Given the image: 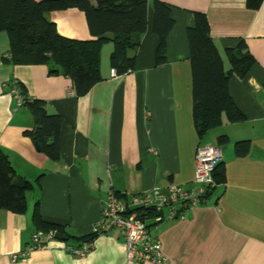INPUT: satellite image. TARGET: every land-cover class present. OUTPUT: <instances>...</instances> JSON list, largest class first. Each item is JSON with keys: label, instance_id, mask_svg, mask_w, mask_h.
Returning <instances> with one entry per match:
<instances>
[{"label": "crops", "instance_id": "crops-1", "mask_svg": "<svg viewBox=\"0 0 264 264\" xmlns=\"http://www.w3.org/2000/svg\"><path fill=\"white\" fill-rule=\"evenodd\" d=\"M154 1L148 0L147 28L130 52L135 67L113 74L109 33L101 50L102 78L81 96L71 78L50 74L46 64L2 59L10 44L7 32H0V147L16 174L33 184L23 212L0 210V264H130L117 229L96 235L84 256L71 254L66 246L86 242L111 190L126 199L156 186L188 187L197 148L205 145L222 149L215 172L222 181L184 219L155 225L148 219L147 224L169 264H264V0L258 8L246 0H160L169 5L174 20L161 64L156 61ZM196 11L207 15L226 70V49L235 48L240 39L255 58L244 77L232 75L228 83L243 118L229 121L223 114L220 124L201 135L193 115L188 39ZM47 17L63 36L94 37L85 13L77 8L52 11ZM17 84L27 96L44 100L49 113L61 116L57 160L42 153L26 134L34 118L28 107L19 105L13 91ZM240 141L246 142L242 154L236 150ZM36 211L44 225L35 222ZM51 225L65 238L12 259L30 245L34 233Z\"/></svg>", "mask_w": 264, "mask_h": 264}, {"label": "trees", "instance_id": "trees-1", "mask_svg": "<svg viewBox=\"0 0 264 264\" xmlns=\"http://www.w3.org/2000/svg\"><path fill=\"white\" fill-rule=\"evenodd\" d=\"M263 0H246L251 8H258ZM0 0V32L8 34L10 49L2 59L12 64H46L50 74H63L72 80L76 95H84L102 76L101 50L112 34L114 49L111 65L116 74L135 67L134 54L147 28L148 0ZM77 8L86 15L92 39H75L61 35L47 13ZM154 31L159 37L157 64L166 60L167 35L174 20L168 4L155 0ZM194 22L188 27L192 70L193 115L198 132L205 133L217 126L226 114L229 121H239L243 114L235 106L229 92L232 75L244 77L255 63L243 39L235 48H227L230 68H224L223 57L210 35V25L204 12L193 13ZM22 99L21 106L29 108L34 126L26 134L38 149L51 160L59 158L61 116L49 113L44 100L27 96L22 84L14 88ZM225 140V136H220ZM246 142H237L242 154ZM219 165V164H218ZM218 166L216 167V169ZM216 172V170H215ZM215 176V174H214ZM218 183L222 181L215 176ZM32 182L17 175L2 147H0V210L21 213L26 209V193ZM35 222L44 225L35 212ZM49 229L61 231L57 226ZM92 237L89 235L87 240Z\"/></svg>", "mask_w": 264, "mask_h": 264}, {"label": "built area", "instance_id": "built-area-1", "mask_svg": "<svg viewBox=\"0 0 264 264\" xmlns=\"http://www.w3.org/2000/svg\"><path fill=\"white\" fill-rule=\"evenodd\" d=\"M13 91L21 105L22 99L15 89ZM221 160L219 145L200 146L195 156L194 178L188 187L181 184H170L165 188L156 186L133 193L126 199L111 190L104 202L101 218L92 226L91 239L80 247L67 245L66 249L71 254L84 256L96 235L117 229L126 245L128 263L169 264L159 237L152 233L146 220L151 219L155 225L164 220L184 219L185 212L204 202L207 193L217 185L214 174ZM57 233L55 229L34 233L30 245L13 254L12 259L18 260L35 249L46 247L50 240L57 237Z\"/></svg>", "mask_w": 264, "mask_h": 264}, {"label": "water", "instance_id": "water-1", "mask_svg": "<svg viewBox=\"0 0 264 264\" xmlns=\"http://www.w3.org/2000/svg\"><path fill=\"white\" fill-rule=\"evenodd\" d=\"M36 146L38 147V145L36 144ZM57 237H62V238H65V235L64 234H62V233H57Z\"/></svg>", "mask_w": 264, "mask_h": 264}, {"label": "rangeland", "instance_id": "rangeland-1", "mask_svg": "<svg viewBox=\"0 0 264 264\" xmlns=\"http://www.w3.org/2000/svg\"><path fill=\"white\" fill-rule=\"evenodd\" d=\"M146 222L149 224L150 221L146 220Z\"/></svg>", "mask_w": 264, "mask_h": 264}]
</instances>
